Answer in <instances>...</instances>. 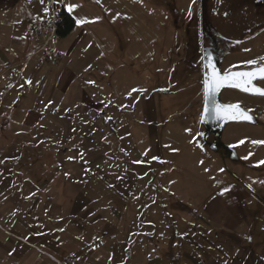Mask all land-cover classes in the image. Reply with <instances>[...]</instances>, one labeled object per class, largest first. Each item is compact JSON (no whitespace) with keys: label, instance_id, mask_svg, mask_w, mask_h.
Segmentation results:
<instances>
[{"label":"rangeland","instance_id":"374dc122","mask_svg":"<svg viewBox=\"0 0 264 264\" xmlns=\"http://www.w3.org/2000/svg\"><path fill=\"white\" fill-rule=\"evenodd\" d=\"M58 1L75 28L48 61L38 4L0 0V264H264V78L220 91L252 122L213 150L210 90L180 51L194 16L195 42L205 27L223 41V73L257 71L264 3Z\"/></svg>","mask_w":264,"mask_h":264},{"label":"flooded vegetation","instance_id":"af4514ba","mask_svg":"<svg viewBox=\"0 0 264 264\" xmlns=\"http://www.w3.org/2000/svg\"><path fill=\"white\" fill-rule=\"evenodd\" d=\"M257 2L262 4L264 0H257ZM197 22L200 24L197 21V17L191 16L186 25L185 30H187L188 38L183 39V47L180 50L182 52L181 62L187 68L199 70V73L204 77L205 84L208 82L206 88L210 92L207 96L209 102L205 106V114L203 117L204 141L210 149L216 150L220 145V135L223 129L230 122H237L235 120L240 118L242 112L238 108L222 105L218 97L220 91L226 87H233L248 93H258L256 81L262 77L259 72L250 80L247 77L231 75L236 72L223 73L221 71V63L225 56L223 41L216 34L209 32L208 28L205 27V22L201 21L205 28L199 31V38L195 42L193 38H195L196 31L194 29L196 28ZM191 29L194 32H192V37H189ZM216 76H228V79L223 80L218 86L213 88L211 87V80Z\"/></svg>","mask_w":264,"mask_h":264},{"label":"built area","instance_id":"2783aa9c","mask_svg":"<svg viewBox=\"0 0 264 264\" xmlns=\"http://www.w3.org/2000/svg\"><path fill=\"white\" fill-rule=\"evenodd\" d=\"M30 4H39L41 0H27ZM44 10L30 20V28L41 41L38 52H43L46 59L60 60L62 55L54 53L50 47L57 45L61 39L60 26L66 18V10L58 0H43ZM71 260H69V263Z\"/></svg>","mask_w":264,"mask_h":264},{"label":"snow or ice","instance_id":"6c2138e0","mask_svg":"<svg viewBox=\"0 0 264 264\" xmlns=\"http://www.w3.org/2000/svg\"><path fill=\"white\" fill-rule=\"evenodd\" d=\"M41 3H43V0H41ZM69 10H71V7L69 8ZM261 59H264V57H262ZM248 63L254 65V64H256V61H250ZM257 72H259L261 74V77L264 78V67L258 68L257 71L236 72V73H232L231 75L232 76H236V77H247L250 80L251 78H254L257 75ZM225 79H228V76H225V77H219V76L213 77L212 80H211V87L214 88V87L218 86L219 83H221ZM207 83L208 82H206V84ZM245 90H247V89H245ZM257 91H260V90L257 89ZM261 94L264 95V91H261ZM228 107L237 108L238 105H229ZM246 118L250 119V117H246ZM253 143H264V141H261V142L254 141ZM261 163H264V161H261ZM225 191H227V189H225Z\"/></svg>","mask_w":264,"mask_h":264},{"label":"crops","instance_id":"0c3cea01","mask_svg":"<svg viewBox=\"0 0 264 264\" xmlns=\"http://www.w3.org/2000/svg\"><path fill=\"white\" fill-rule=\"evenodd\" d=\"M44 10V4L43 3H39L38 5H36V6H34V15H37L38 13H40V12H42ZM66 10V9H65ZM67 11V10H66ZM68 12V11H67ZM33 15V14H32ZM32 17V16H31ZM30 17V19H32ZM36 53V52H35ZM67 78H68V76H66V74L65 75H63V77L60 79V83H67ZM70 85H75V84H77L76 82H75V80L74 79H72L71 78V76H70ZM69 85V84H68ZM69 85V86H70ZM68 93H70V91L68 92ZM75 97V94H74V96H72V98H74ZM65 99H67V94L65 95ZM240 180L241 179H238V180H236V182H240ZM237 211V209H235V212ZM234 212V211H233ZM236 214H238V212L236 213ZM237 217H239V215H236ZM229 221H228V223H225V226H228V227H232V228H234L236 225H237V223L235 224V222L234 223H232V221H230V218L228 219ZM237 220H238V218H237ZM231 222V223H230ZM236 229V228H235ZM217 244V243H216ZM176 248H177V245H176ZM159 249V248H158ZM169 254V255H168ZM167 255H168V258L170 259H172L173 261H175V259L177 258L176 256H175V253H174V251H173V248L170 246H168V252H167ZM180 262H181V264H188V263H186L185 262V259L183 260V261H181V259L179 260ZM222 264V263H221Z\"/></svg>","mask_w":264,"mask_h":264},{"label":"trees","instance_id":"16d2710c","mask_svg":"<svg viewBox=\"0 0 264 264\" xmlns=\"http://www.w3.org/2000/svg\"><path fill=\"white\" fill-rule=\"evenodd\" d=\"M75 28V20L73 16L66 11L64 23L60 26L59 35L61 38L67 37Z\"/></svg>","mask_w":264,"mask_h":264},{"label":"water","instance_id":"95a60500","mask_svg":"<svg viewBox=\"0 0 264 264\" xmlns=\"http://www.w3.org/2000/svg\"><path fill=\"white\" fill-rule=\"evenodd\" d=\"M246 117H250V116L242 111L240 118L238 120H235V119H233V120H235V121H246V122H250L252 120L251 117H250V119H248Z\"/></svg>","mask_w":264,"mask_h":264}]
</instances>
